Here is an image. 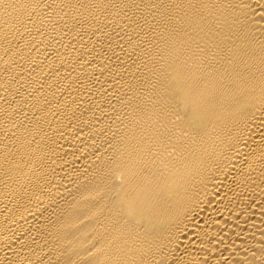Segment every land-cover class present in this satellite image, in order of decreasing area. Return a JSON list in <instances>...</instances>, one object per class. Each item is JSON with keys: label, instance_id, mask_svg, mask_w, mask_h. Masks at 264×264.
Listing matches in <instances>:
<instances>
[{"label": "bare ground", "instance_id": "1", "mask_svg": "<svg viewBox=\"0 0 264 264\" xmlns=\"http://www.w3.org/2000/svg\"><path fill=\"white\" fill-rule=\"evenodd\" d=\"M0 264H264V0H0Z\"/></svg>", "mask_w": 264, "mask_h": 264}]
</instances>
